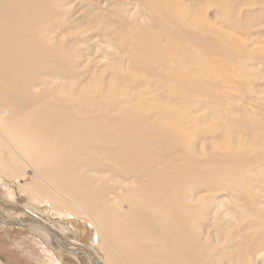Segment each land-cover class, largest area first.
Returning a JSON list of instances; mask_svg holds the SVG:
<instances>
[{
  "label": "bare ground",
  "instance_id": "6f19581e",
  "mask_svg": "<svg viewBox=\"0 0 264 264\" xmlns=\"http://www.w3.org/2000/svg\"><path fill=\"white\" fill-rule=\"evenodd\" d=\"M55 2L0 0V184H15L26 172L34 175L27 198L55 212L68 211L71 219L63 228L67 233L78 230L76 216L83 213L91 226L88 240L98 242L109 264H253V248L222 245L219 227L210 235L204 230L208 203L201 193L215 190L203 187L205 169L214 162L200 161L205 152L196 149L182 122L157 106L180 97L162 84L169 78L157 71L163 61L152 63L149 47L129 51L130 71L142 69L159 80L155 86L147 77L145 92L162 91L150 104L140 103L137 92L127 96L130 85L144 79L126 71L114 69L110 83L98 80L103 85L91 88L90 74L75 71V53L48 21ZM148 5L161 15L160 22L173 24L178 32L184 27L152 1ZM181 35L193 42L209 41L190 30ZM119 83L124 93L112 91ZM21 208L26 213L14 221L0 210L2 226L17 225L51 251L84 250L87 259L95 258L93 264L103 263L95 248L71 238L60 242L58 231L50 229L30 202L22 201ZM47 259L48 264H60Z\"/></svg>",
  "mask_w": 264,
  "mask_h": 264
},
{
  "label": "rangeland",
  "instance_id": "374dc122",
  "mask_svg": "<svg viewBox=\"0 0 264 264\" xmlns=\"http://www.w3.org/2000/svg\"><path fill=\"white\" fill-rule=\"evenodd\" d=\"M61 1L53 3L56 9L50 5L48 21L53 22V29L67 43L68 50L75 53L79 65L75 71H84V77L90 74L91 88L100 87L102 79L101 83H110L114 69L126 71L144 79L130 85L127 96L137 92L140 103L150 104L162 91L145 92L147 77L153 85L159 80L156 74L142 69L130 71L129 51L131 47H149L150 61H163L157 71L169 78L162 84L180 93V97L168 103L156 102L157 106L169 109V117L182 122L187 135L194 138L196 149L205 152L200 161L214 162L205 169L207 177L202 185L215 188L201 193L208 203L202 220L204 230L210 235L215 227L221 228L222 245L235 243L240 249L253 248L249 249L253 264H264V0ZM150 1L184 27L178 32L173 24L160 22L161 15H155L148 5ZM189 30L209 37V41L185 39L181 32ZM112 91L124 93L121 83ZM230 147L233 152L225 149ZM229 153L233 157L230 162ZM214 154L219 156L217 161ZM220 157L225 159L221 161ZM207 172H213L211 177ZM25 177L18 179L19 185L0 184L2 215L10 221L23 217L26 210L21 202L28 201L50 229L58 231L55 235L60 242L71 238L81 246L95 248L102 264H109L98 242L88 240V218L78 214V230L67 233L63 228L71 219L70 213L55 209L58 214L38 200L27 198L31 189L28 182L35 177L27 172ZM13 227H3L0 222V264H48L47 257L60 264H93L80 250L76 254L51 251L26 230ZM30 227L46 236L37 226Z\"/></svg>",
  "mask_w": 264,
  "mask_h": 264
},
{
  "label": "water",
  "instance_id": "95a60500",
  "mask_svg": "<svg viewBox=\"0 0 264 264\" xmlns=\"http://www.w3.org/2000/svg\"><path fill=\"white\" fill-rule=\"evenodd\" d=\"M69 250V249H68ZM84 251V250H83ZM83 251H80L81 253H84ZM70 253H77V251H70ZM91 260L93 261V262H95L96 260H95V258L94 257H92L91 258ZM95 264H97V263H95Z\"/></svg>",
  "mask_w": 264,
  "mask_h": 264
}]
</instances>
